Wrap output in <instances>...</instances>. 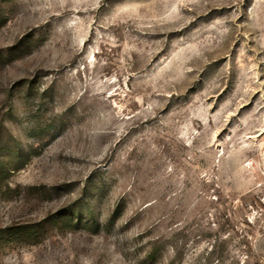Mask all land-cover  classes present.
I'll return each mask as SVG.
<instances>
[{
  "label": "rangeland",
  "instance_id": "rangeland-1",
  "mask_svg": "<svg viewBox=\"0 0 264 264\" xmlns=\"http://www.w3.org/2000/svg\"><path fill=\"white\" fill-rule=\"evenodd\" d=\"M0 264H264V0H0Z\"/></svg>",
  "mask_w": 264,
  "mask_h": 264
}]
</instances>
